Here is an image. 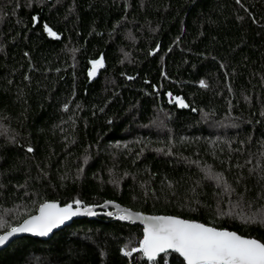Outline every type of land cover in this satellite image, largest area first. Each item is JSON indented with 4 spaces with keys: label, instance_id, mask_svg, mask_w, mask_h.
Here are the masks:
<instances>
[{
    "label": "trees",
    "instance_id": "16d2710c",
    "mask_svg": "<svg viewBox=\"0 0 264 264\" xmlns=\"http://www.w3.org/2000/svg\"><path fill=\"white\" fill-rule=\"evenodd\" d=\"M241 2L0 0V215L18 223L45 200L111 201L264 242V225L227 214L264 210V0ZM208 167L235 192L206 179ZM142 233L75 220L13 241L0 264H151L120 251Z\"/></svg>",
    "mask_w": 264,
    "mask_h": 264
},
{
    "label": "snow or ice",
    "instance_id": "6c2138e0",
    "mask_svg": "<svg viewBox=\"0 0 264 264\" xmlns=\"http://www.w3.org/2000/svg\"><path fill=\"white\" fill-rule=\"evenodd\" d=\"M235 2L243 7L241 0H235ZM239 19L243 20L244 18L239 17ZM32 21L37 23L38 17L33 16ZM252 22L257 23L255 19ZM43 28L48 36L55 39L60 38L48 24H44ZM152 54L149 53V55ZM24 55L28 56L29 53L25 52ZM90 63L92 67L88 72V76L91 78L96 74L98 68L104 66L103 56L90 61ZM221 67H224V65L222 64ZM25 79L27 80L29 77L25 76ZM128 79H133V77H128ZM200 87H207L205 81H200ZM229 90L231 91V89ZM169 96H171V93H169ZM175 103L180 108L188 107L184 99L179 96L175 97ZM67 107L66 104L64 106L65 110H67ZM261 115L264 116V112H261ZM231 126L238 127L235 124ZM26 151L31 153L33 148L29 146ZM157 151L160 150L157 149ZM261 156H264V152H261ZM247 163H251V161L249 160ZM249 171H254V169H249ZM205 178L214 179L218 186L222 183L227 194L235 192V189L231 188L224 180L223 174L214 173L211 167L206 169ZM243 204L244 194H240V198L236 201L234 207L242 208ZM108 205H111L115 211L107 212V216L115 217L120 221L134 222L139 220L143 224V238L138 241V247L130 246L134 242L129 240V243L120 249L124 257H132L133 253H140L142 255L139 259H146L151 264H161V261L164 260V257L160 256L161 253L165 255L174 253L177 254L175 264H264V242L261 240L245 237L225 228L180 219L175 216H144L111 201H105L102 207ZM93 207L85 205L80 199H75L63 206L45 200L39 203L35 214H27L26 218L18 223H9L5 216L0 215V229L4 230L3 234H0V245H5L11 237L19 233H30L40 237L48 236L53 229L59 228L72 217L96 215ZM223 214L221 213V215ZM227 214L234 218L239 216L245 224L259 223L264 225V210L251 216L232 211ZM101 255L103 256L104 253H101ZM158 256H160V260H157ZM130 264H135V262L132 261ZM164 264H167V261H164Z\"/></svg>",
    "mask_w": 264,
    "mask_h": 264
},
{
    "label": "water",
    "instance_id": "95a60500",
    "mask_svg": "<svg viewBox=\"0 0 264 264\" xmlns=\"http://www.w3.org/2000/svg\"><path fill=\"white\" fill-rule=\"evenodd\" d=\"M34 24H36V23H34ZM99 58H101V57H99ZM99 58H98V59H99ZM103 65H104V63H103ZM91 67H92V65H91V63H90V68H89V70L91 69ZM103 67H104V66H103ZM103 67L98 68L97 71H96V74H95L93 77H91V78L88 76V72H89V70L87 71V76H88V78H89V82H91V81H93L94 79L97 78V76L99 75L100 70H102ZM49 202H55V201H49ZM56 203H58L60 206H63V205H61L59 202H56ZM104 204H105V202H104L103 204L99 205V206H94V207H93V211L96 213V215H93V216L79 215V216L72 217L70 220L66 221V222H65L63 225H61L59 228L53 229V231H52L51 233H49L48 236L40 237V236H34V235L30 234V233H19V234H16V235H14L13 237H11V238L9 239V241H7V242L5 243V245H0V251L3 250V249H5L6 247H8L13 241H15V240H17V239H20V238H34V239H39V240H46V238L49 239L54 233H56V232L59 231L60 229L64 228L65 226H68L71 222H73V221H75V220H81V219L94 220L96 217H105V218H111V219L113 218V219H115V220H117V221H119V222H122V223L130 224V225H139V226L142 228V232H143V224H142L139 220H135L134 222H132V221H120V220L116 219L115 217H109V216H107V215H106L107 212H109V211H115V210L112 208L111 205H108V206H106V207H102V205H104ZM115 204H116V203H115ZM121 207H122V206H121ZM123 208H124V207H123ZM127 209H128V208H127ZM129 210L132 211V212H134V213L136 212V211H133V210H131V209H129ZM35 213H36V211H35ZM35 213H34V214H35ZM139 213H141V214L144 215V216H164V215H149V214H144V213H142V212H139ZM2 234H3V233H2ZM142 234H143V233H142ZM161 254H162V253H161Z\"/></svg>",
    "mask_w": 264,
    "mask_h": 264
},
{
    "label": "built area",
    "instance_id": "2783aa9c",
    "mask_svg": "<svg viewBox=\"0 0 264 264\" xmlns=\"http://www.w3.org/2000/svg\"><path fill=\"white\" fill-rule=\"evenodd\" d=\"M127 258V257H126Z\"/></svg>",
    "mask_w": 264,
    "mask_h": 264
},
{
    "label": "rangeland",
    "instance_id": "374dc122",
    "mask_svg": "<svg viewBox=\"0 0 264 264\" xmlns=\"http://www.w3.org/2000/svg\"><path fill=\"white\" fill-rule=\"evenodd\" d=\"M4 216V215H3Z\"/></svg>",
    "mask_w": 264,
    "mask_h": 264
}]
</instances>
